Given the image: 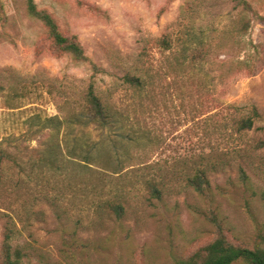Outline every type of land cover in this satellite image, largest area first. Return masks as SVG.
Segmentation results:
<instances>
[{"label": "rangeland", "instance_id": "obj_1", "mask_svg": "<svg viewBox=\"0 0 264 264\" xmlns=\"http://www.w3.org/2000/svg\"><path fill=\"white\" fill-rule=\"evenodd\" d=\"M240 1L35 0L105 70L97 93L124 118L101 127L66 122L90 68L53 53L25 0H0V260L9 220L22 264H173L215 238L212 215L231 243L263 244L264 0H245L246 13ZM242 14L250 29L240 43ZM166 34L184 38L189 54L208 50L194 75L170 74V51L157 43ZM248 59L251 70L224 80L222 62ZM125 74L153 77V98L127 87ZM253 109L254 128L225 145L215 133L223 116ZM199 167L210 170L212 202L186 184Z\"/></svg>", "mask_w": 264, "mask_h": 264}, {"label": "trees", "instance_id": "obj_2", "mask_svg": "<svg viewBox=\"0 0 264 264\" xmlns=\"http://www.w3.org/2000/svg\"><path fill=\"white\" fill-rule=\"evenodd\" d=\"M25 1L29 16L40 21L47 29L53 42V53L68 56L76 64L87 65L93 73L87 89L80 96L81 109L78 113L66 118L68 120L66 122H81L85 119L87 122L98 124L101 127L119 123V119L124 118V115L119 113V109H117L114 102L110 99L103 98L96 90L97 77L100 74H105V70L86 55L77 36H65L62 34L51 15L38 9L35 0ZM240 5L245 13L250 11V6L245 0H241ZM249 29L250 22L245 14H242L237 28L240 43L242 42L241 38L247 35ZM157 43L165 51H170L168 55L165 54V59L171 69L170 74H173L176 78L184 79L194 75L192 73H195L193 71L198 67L197 63L205 59L208 54L206 48L194 49L189 54V46L185 43V39L177 38L174 40L170 34L163 35L157 40ZM222 48V45L216 47L217 50ZM249 63V59L238 60L237 62L232 60L222 62V66H224L222 70L224 80L234 73L251 70L252 68ZM123 81L127 87L134 89L140 95H144L143 97L146 100H151L155 94V80L150 75L140 77L125 74ZM257 118L258 113L256 109H253L251 114L245 116H238L236 114L224 115L219 127L215 128V133L217 132L221 138H224L225 145L238 143V139L236 138L247 136L248 132L254 128ZM257 147L263 148L264 142H259ZM5 158H8V155L0 149V163ZM208 171L210 170L205 167L193 169V172L186 180V184L199 196L212 202L213 188L208 177ZM238 181L240 185L248 186L249 178L243 168H239ZM231 183L234 185L232 181ZM148 190L155 199H161V190L154 183L148 185ZM113 211L118 219H121L124 215V208L121 204L114 205ZM211 222L216 229L215 238L188 256L174 258L173 264H264V240L262 245H256L253 248L241 244H233L224 234V229L215 215L211 216ZM15 234L16 224L12 220L7 221L4 227L0 264H22L24 253L20 248L13 246ZM64 239L66 249H69L70 240L68 237Z\"/></svg>", "mask_w": 264, "mask_h": 264}]
</instances>
